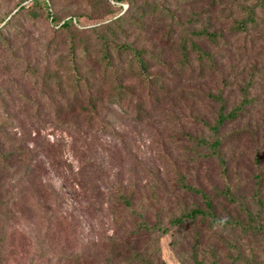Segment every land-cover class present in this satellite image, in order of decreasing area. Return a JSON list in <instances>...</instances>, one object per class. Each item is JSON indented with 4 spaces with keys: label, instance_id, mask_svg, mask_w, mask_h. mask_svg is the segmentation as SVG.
Listing matches in <instances>:
<instances>
[{
    "label": "rangeland",
    "instance_id": "374dc122",
    "mask_svg": "<svg viewBox=\"0 0 264 264\" xmlns=\"http://www.w3.org/2000/svg\"><path fill=\"white\" fill-rule=\"evenodd\" d=\"M48 1L60 23L77 21L58 27L33 0H0V27L26 6L0 30V120L30 148L29 165L0 176V264H132L123 244L142 219L122 208L119 192L166 228L137 244L151 264H195V252L204 264H264V41L235 28L245 8L262 12L259 0L230 11L210 0H150L165 14L142 0L131 8ZM112 31L126 48L147 52L148 77L130 49L113 54L131 90L120 99H110L114 90L99 83L95 66ZM192 40L212 59L203 61ZM243 89L249 107L220 130L242 133L222 145L224 162L207 158L214 138L205 122L224 105L238 110ZM185 183L228 223L170 222L205 207Z\"/></svg>",
    "mask_w": 264,
    "mask_h": 264
},
{
    "label": "trees",
    "instance_id": "16d2710c",
    "mask_svg": "<svg viewBox=\"0 0 264 264\" xmlns=\"http://www.w3.org/2000/svg\"><path fill=\"white\" fill-rule=\"evenodd\" d=\"M211 1V2H210ZM209 4L211 6H216L220 8L222 11L229 10L231 7H237L240 5L239 0H230V3L227 5H223L224 0H210ZM114 2H126L128 3L129 7L136 6L137 2L134 0H114ZM33 3L42 5L46 9V14L50 21L55 24L59 25L58 27L62 28H70L71 25L74 24V19L77 21L76 18H68L62 23L56 18L54 13L51 10V4L48 0H33ZM212 3V4H211ZM142 4H146L147 6L151 7L153 10L157 11L159 14H165L168 13L163 6L161 2H154L150 0H142ZM262 12H256L254 8H245L242 14V18H240L237 22H235V28L238 30H244L245 35H248L249 31H254L255 37L249 36V40L256 39L257 41H264V0H259V3L257 4ZM19 8L15 11L10 13L8 19L4 22V28L11 23L15 19V15L19 12V10L25 9V4L19 5ZM141 9V6H140ZM172 19H176L174 13L171 15ZM112 22V21H111ZM3 26L0 27V30H3ZM200 35L208 37L210 35L209 33H200ZM221 36V34H218ZM217 36V35H216ZM216 36H212V38H216ZM118 40V34L114 31H112L111 36L109 38H105L102 43L104 47L99 51V55L97 58V61L95 63V66L99 69V83L100 84H106L110 83V87L114 90V93L111 92L109 94V97H114L115 99H120L123 97L124 94L131 92L130 88L128 86H125L122 84V80H120V77H118V74L120 75V72L115 69L114 63H113V54H116L117 57H121L122 53L127 52L128 49H130L128 46L121 44ZM191 46L193 47V50L196 51V54L200 56V58L203 59V61L210 60L211 54L206 52L200 45V43L197 40L191 41ZM127 49V50H126ZM133 56L138 61L137 69L139 70L142 77H148L147 74V62L144 59L143 55H145L147 52L144 50H137L133 48ZM132 53V52H131ZM184 53V51H182ZM187 57V55H186ZM78 85V84H77ZM244 91V89H243ZM244 100L239 106L238 110L232 109L229 111L225 110V105L222 106L220 112L218 113L217 119L213 124L205 122V124L210 128V130L213 133V141L210 145H212L211 151L206 156L207 158H216L220 162L223 161V153L221 152L222 145L229 141L233 137H238L243 130H238L237 133L227 132V133H220V130L225 126L227 122L233 121L236 118L240 116L239 110H246V107H249L250 100L247 99V93L244 91ZM89 103V102H88ZM94 107V104L93 106ZM6 122L4 120H0V176L6 175L8 173H14L18 168L17 166L20 165L19 163L28 164L30 163V154H28L29 147L25 146V141L23 138L18 139L15 135L10 134V132L5 128ZM210 155V157H209ZM212 156V157H211ZM226 162L223 164L221 172L226 173ZM184 187L190 191H193L194 193H197L201 196L202 200L205 202V207L200 208L199 206L193 208L190 211L182 212L177 217H172L170 219V222L172 223H185L189 221H194L196 218H201V220L204 222L207 218H210L211 224H218V225H224L227 224V220H221L216 214L213 209V206L211 205L210 199L207 197V194L198 187H193L189 184H183ZM227 194L233 195L229 190H227ZM119 199L121 204L123 205L122 208L126 212H130L132 214H138L141 217V221L139 225L136 227V229L133 231V240L127 244V242H124L123 246H127V249L125 250L127 253L131 252L133 259L132 264H151L148 260V258L145 256V254H141L139 250L137 249V244L139 243L140 239L144 235H148V237H151L154 233H160L164 232L166 228L162 226L159 220H155L153 222H150L147 216L145 215V212L140 211V203H137L136 207L133 203V194H125L122 192H119ZM112 249L110 250V257L115 259L116 253L115 245L116 241H112L111 243ZM196 253V252H195ZM193 255V261L195 264H204V262L197 260L196 254ZM109 264L112 263L111 260L107 261Z\"/></svg>",
    "mask_w": 264,
    "mask_h": 264
}]
</instances>
